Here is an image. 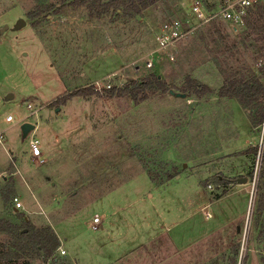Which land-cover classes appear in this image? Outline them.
I'll return each mask as SVG.
<instances>
[{"label": "rangeland", "instance_id": "374dc122", "mask_svg": "<svg viewBox=\"0 0 264 264\" xmlns=\"http://www.w3.org/2000/svg\"><path fill=\"white\" fill-rule=\"evenodd\" d=\"M202 1L217 11L220 0ZM191 2L159 0L126 18L61 0H0V217L50 226L65 250L56 261L21 252L0 264H264V115L218 95L234 70L263 80V61L253 64L259 32L246 20L237 33L218 18L196 26ZM163 21L181 26L171 59L157 49ZM149 52L155 67L137 69ZM153 73L168 90L108 96ZM193 79L209 91L186 95ZM77 89L87 94L55 101ZM24 122L37 125L26 136ZM11 240L1 233L0 250Z\"/></svg>", "mask_w": 264, "mask_h": 264}, {"label": "trees", "instance_id": "16d2710c", "mask_svg": "<svg viewBox=\"0 0 264 264\" xmlns=\"http://www.w3.org/2000/svg\"><path fill=\"white\" fill-rule=\"evenodd\" d=\"M158 1L159 0H61L63 4L86 6L89 14L93 17H101L110 11H115L117 17L126 18L139 15L148 6ZM39 13L40 12H36L32 15L36 16L39 15ZM249 15L250 16L246 18V25L251 27L252 24L250 28L251 32L256 30L259 32L257 38H255V41H257L255 46L257 48V53L259 52V56H256L253 60V64H258L263 61L262 64H260L261 70H263L261 73L263 80L257 75L245 79L238 76L237 71L234 70L228 76H225L223 84L218 90V95L237 99L245 109L252 107L254 104H258L261 108V122L264 115V59L262 60L264 57V3L260 2L254 8H251L249 10ZM250 31H247V33H250ZM155 89L163 91L168 90L165 81L162 80L160 76L153 73L143 78L141 81H131L130 84L121 87H112L107 89V91L109 97L129 96L134 101H139L146 99L148 97V92ZM208 91V86L202 85L194 79L191 80V83L185 90L186 95H188V93L202 95ZM84 94L82 89H77L66 93L55 101L58 102L60 100V103L65 104L70 98ZM254 151L256 152V147L253 149V152ZM262 162H264V148ZM261 174H264V170L261 171ZM151 177L153 178V176ZM173 177V174H168L166 178L161 181H156L154 178L151 179L154 183L156 182L157 185H161ZM4 202H7L6 197H4ZM22 220L23 221L18 224L5 217H0V234H7L11 236L12 239L9 249H7L6 252L0 250V261L3 260V262H8L10 257L18 258L21 252L35 253L43 262L56 261L55 255L58 252L57 248L60 242L55 231L50 226L36 228L26 218Z\"/></svg>", "mask_w": 264, "mask_h": 264}, {"label": "built area", "instance_id": "2783aa9c", "mask_svg": "<svg viewBox=\"0 0 264 264\" xmlns=\"http://www.w3.org/2000/svg\"><path fill=\"white\" fill-rule=\"evenodd\" d=\"M260 2L264 3V0H220L217 11L214 12V14H210L202 0H192L191 9L193 16L197 18L196 26L207 23L211 21V19L218 18L219 20L224 21V23L227 25V28H229L233 33H237L244 28L245 20L249 10L254 8ZM186 23L188 24L189 28L195 27L190 22ZM181 35V26L179 22L163 21L159 24L156 34L157 49H159L162 54L168 56L169 59H171L170 56L172 48L181 38ZM157 57L158 54L155 52H149L145 54L142 56L141 61H139L136 68L139 69L142 65V67L149 70L154 68L157 63ZM27 107L29 110H31V113L33 112L35 115L38 112L34 110L31 105H28ZM5 120L7 122H11L13 117L11 115H7ZM3 139V131H0V145L5 148L3 145ZM29 145L30 156L35 159L39 158L42 154L39 139L32 137L29 140ZM13 200L15 207L19 208L21 206V202L17 199V197H14ZM204 214L206 217H210V213L208 211H205ZM91 227L94 230H97L101 227V220L99 216H94L92 218ZM57 251L60 254L65 253V250L62 248V246H59Z\"/></svg>", "mask_w": 264, "mask_h": 264}, {"label": "water", "instance_id": "95a60500", "mask_svg": "<svg viewBox=\"0 0 264 264\" xmlns=\"http://www.w3.org/2000/svg\"><path fill=\"white\" fill-rule=\"evenodd\" d=\"M22 24H25V21L24 20H20L19 23L17 24V27H19L20 25ZM170 93L173 94L172 91H170ZM177 96L179 95H182V97L185 96V94H176ZM8 97H12V94H9ZM35 128V125L31 122H24L22 125H21V132L23 134V136H26L27 134H29V132H31L32 130H34ZM247 181V178L246 177H242V178H238L237 179V182H240V183H244ZM237 230H239V226H237Z\"/></svg>", "mask_w": 264, "mask_h": 264}, {"label": "crops", "instance_id": "0c3cea01", "mask_svg": "<svg viewBox=\"0 0 264 264\" xmlns=\"http://www.w3.org/2000/svg\"><path fill=\"white\" fill-rule=\"evenodd\" d=\"M190 14H191V13H190ZM192 20H193V18H192ZM193 21H194V20H193ZM66 106H67V105H66ZM36 114H37V113H36ZM34 125H35V124H34ZM39 125H40V123H39ZM36 127H37V125H35L34 130L36 129ZM34 130H33V131H34ZM37 138H38V137H37ZM38 139H39V141H40V147H41V140H40V138H38ZM27 152H28V156H30V151H29V149H28ZM167 182H169V181H167ZM165 183H166V182H165ZM165 183H164V184H165ZM17 199H18V197H17ZM14 209H15V210H16V209L18 210L19 208H14ZM100 220H101V223H102V219H101V218H100ZM56 234H57V233H56ZM58 237H59V236H58ZM171 239H172V238H171ZM172 241H173V239H172Z\"/></svg>", "mask_w": 264, "mask_h": 264}]
</instances>
